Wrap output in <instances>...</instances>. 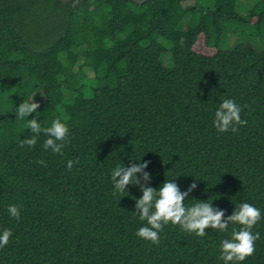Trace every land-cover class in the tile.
Masks as SVG:
<instances>
[{"label": "trees", "instance_id": "trees-1", "mask_svg": "<svg viewBox=\"0 0 264 264\" xmlns=\"http://www.w3.org/2000/svg\"><path fill=\"white\" fill-rule=\"evenodd\" d=\"M187 1L84 0L56 20L52 37L47 26L27 39L16 22L26 28L36 5L0 0V89L15 104L0 111V234L12 230L0 264H225L220 244L238 224L199 237L169 223L158 245L136 235L147 226L135 212L142 193L116 192L111 173L145 161L153 188L196 183L185 205L209 200L225 217L244 202L257 207L255 253L229 264H264V49L196 53L200 35L209 47L224 23L245 24L252 13L241 19L238 0ZM256 6L264 27V0ZM36 92L43 103L17 119ZM224 99L247 121L235 133L214 127ZM65 117L62 155L43 148V132L35 147L20 146L33 135L27 120L45 128ZM70 159L79 160L71 170ZM9 205L21 206L19 221Z\"/></svg>", "mask_w": 264, "mask_h": 264}, {"label": "clouds", "instance_id": "clouds-1", "mask_svg": "<svg viewBox=\"0 0 264 264\" xmlns=\"http://www.w3.org/2000/svg\"><path fill=\"white\" fill-rule=\"evenodd\" d=\"M40 107L35 102L24 100L17 108V119H24ZM241 107L233 99H224L215 112L214 127L219 132L233 133L238 131V126L247 123L241 119ZM26 127L33 135L20 141V146L35 147L41 132L47 137L43 143L45 150L51 149L53 153L63 154L62 150L69 143V128L67 117L62 122L57 118L52 121L50 127L42 128L37 118L27 120ZM44 165V161H39ZM74 163L79 160H68L67 168L71 170ZM149 162H134L125 167L117 165L111 173L114 189L123 193L129 185L139 186L142 196L135 202V212L141 221H146L147 226L140 227L136 233L138 237L153 244H159L160 232L164 226L171 223L179 225L182 230L195 233L199 237L206 235V229L226 231L229 224L240 225L239 230L233 229L231 239H224L220 244V259L225 264L229 262H243L247 257L255 253V242L260 239L258 232L253 233V227L261 220V211L250 203H241L234 209L231 215L225 217L224 210L218 209L208 201H197L191 206L185 205L189 194L197 187L193 182L186 191H181L174 180H165L159 189L149 186L150 173L145 169ZM141 174L138 178L137 174ZM143 181V182H142ZM20 205H9L8 212L17 221L20 219ZM12 236L11 229H4L0 234V248L8 245Z\"/></svg>", "mask_w": 264, "mask_h": 264}, {"label": "rangeland", "instance_id": "rangeland-1", "mask_svg": "<svg viewBox=\"0 0 264 264\" xmlns=\"http://www.w3.org/2000/svg\"><path fill=\"white\" fill-rule=\"evenodd\" d=\"M192 3L193 0H188L187 2L183 3V6H188L191 5ZM256 3L257 0H238V7L239 5L242 6L241 8L239 7V16L241 17V19L247 18L248 15L252 13V16H250L252 17V20H250V22H247L245 24L239 22V20L236 21L231 20L224 23L223 30L220 33L212 34V36L210 37L209 41L211 46L209 47H206L204 36L200 35L197 39V42L195 43V46L193 47V50L196 53L210 56L213 55L215 51L218 49L229 50L245 43L252 46L256 50L264 49L262 48L264 47V27H261V25H259L258 22L255 21V18H258L261 15V11L256 6ZM41 11L39 14L40 19L38 17L37 19H33L32 18L33 13L27 14V17L24 18L25 22H27L26 28L22 24L19 25L18 29L21 30L22 28L21 31L24 32V38L26 37V34L29 36L32 35V33L34 34L35 32L34 29L36 28L45 29L47 26L48 29L45 30L48 34L45 37H47L48 35L52 37L55 34L54 29L58 26V24H55L57 16L55 14H50L49 11H45V13L44 11L43 12ZM27 28L29 29V32H26ZM41 33H45V32L41 30ZM43 41L46 42L47 40L40 38L34 42L30 41L29 44L32 48H35L33 43H40ZM80 50L81 51L84 50V47H82ZM1 90L2 89H0V111L4 112L2 110H5V108L8 109L13 105V100H11L12 99L11 96L6 95L5 92ZM88 96H89L88 94L85 95V97ZM33 97L35 102H38L40 105L43 103L41 92H36L35 94H33V96L30 98V101L33 99Z\"/></svg>", "mask_w": 264, "mask_h": 264}, {"label": "flooded vegetation", "instance_id": "flooded-vegetation-1", "mask_svg": "<svg viewBox=\"0 0 264 264\" xmlns=\"http://www.w3.org/2000/svg\"><path fill=\"white\" fill-rule=\"evenodd\" d=\"M84 0H26V3L29 5V8H33L32 5H36L37 11L32 9L33 19H37V17L40 19V11H49L50 14H55L57 16V19L63 18V16H66L65 14H68L71 12L76 6H78L80 3H82ZM133 3L140 4L144 2V0H128ZM3 4L9 5V1L2 0ZM76 2V3H75ZM38 19V20H39ZM56 19V20H57ZM17 28L19 27V20L16 22ZM55 24L56 21H55ZM35 26V25H34ZM52 26V25H51ZM29 36L26 34V38Z\"/></svg>", "mask_w": 264, "mask_h": 264}, {"label": "water", "instance_id": "water-1", "mask_svg": "<svg viewBox=\"0 0 264 264\" xmlns=\"http://www.w3.org/2000/svg\"><path fill=\"white\" fill-rule=\"evenodd\" d=\"M76 3V2H75Z\"/></svg>", "mask_w": 264, "mask_h": 264}]
</instances>
